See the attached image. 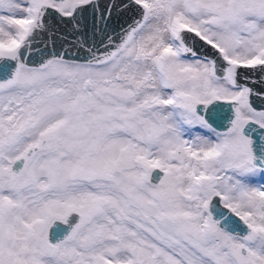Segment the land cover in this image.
Instances as JSON below:
<instances>
[{
  "label": "snow or ice",
  "instance_id": "obj_1",
  "mask_svg": "<svg viewBox=\"0 0 264 264\" xmlns=\"http://www.w3.org/2000/svg\"><path fill=\"white\" fill-rule=\"evenodd\" d=\"M0 264H264V0H0Z\"/></svg>",
  "mask_w": 264,
  "mask_h": 264
}]
</instances>
